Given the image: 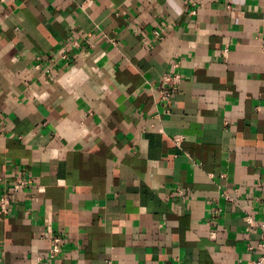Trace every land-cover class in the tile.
<instances>
[{
	"label": "crops",
	"instance_id": "0c3cea01",
	"mask_svg": "<svg viewBox=\"0 0 264 264\" xmlns=\"http://www.w3.org/2000/svg\"><path fill=\"white\" fill-rule=\"evenodd\" d=\"M175 61L179 88L162 101ZM5 192L0 264L253 258L264 0H0ZM52 237L61 253L49 259Z\"/></svg>",
	"mask_w": 264,
	"mask_h": 264
},
{
	"label": "built area",
	"instance_id": "2783aa9c",
	"mask_svg": "<svg viewBox=\"0 0 264 264\" xmlns=\"http://www.w3.org/2000/svg\"><path fill=\"white\" fill-rule=\"evenodd\" d=\"M155 36L157 38H161L160 34L156 33ZM84 42L85 38H82ZM80 41L72 40L71 45L72 46H78ZM60 58L64 60L66 64H69V58L67 55V52L62 49L60 53ZM40 62L38 61L37 67H40ZM170 72L165 73L160 78V98L162 101L170 100L173 95L178 91L179 83L181 81V74H180V61H175L172 64ZM182 140L181 135H176L173 137V141L178 144ZM15 184L18 187L25 188L30 184V181L27 179L17 178L15 179ZM226 199L230 200L229 196L225 195ZM13 198L8 193L5 192L2 195H0V212L7 214L10 210L9 206L12 202ZM247 221L248 218L246 219ZM52 244L49 250V259H53L56 256H58L59 253H61V243L62 239L60 237H52L51 239ZM249 250L255 251V255L253 258L249 259L245 263L240 264H264V227L261 226V232L259 234V241L255 247L249 246ZM40 260V259H39Z\"/></svg>",
	"mask_w": 264,
	"mask_h": 264
}]
</instances>
